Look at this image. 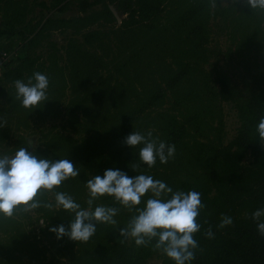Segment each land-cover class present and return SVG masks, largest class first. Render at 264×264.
<instances>
[{
  "label": "trees",
  "instance_id": "obj_1",
  "mask_svg": "<svg viewBox=\"0 0 264 264\" xmlns=\"http://www.w3.org/2000/svg\"><path fill=\"white\" fill-rule=\"evenodd\" d=\"M37 6L61 13L75 8L76 14L34 21ZM117 12L123 15L118 25ZM53 31H68L63 45L50 39ZM16 34H26L25 53L0 72V120L7 122L0 127V155L25 147L39 158L70 160L79 174L55 191L85 209L86 181L106 169L151 175L173 192L197 191L205 207L191 264H264V237L251 218L264 208V146L256 132L264 116V13L243 0H217L215 8L211 0H0V39ZM12 49L2 46L0 58ZM34 72L48 77L49 100L29 112L13 82H27ZM225 103L239 122L228 141ZM61 117L60 127L38 131L33 147L20 133ZM135 131L174 144L175 157L149 168L139 159L142 145L124 142ZM133 164L140 166L133 171ZM40 199L52 202L54 193ZM99 205L120 209L117 225L97 224L86 243L49 231L68 229L74 214L62 209L31 211L40 222L37 233L29 230V213L0 219V264H147L153 257L175 264L151 245L121 243L119 230L134 213L107 195L91 210ZM221 214L232 225L217 228ZM209 226L213 239L204 235Z\"/></svg>",
  "mask_w": 264,
  "mask_h": 264
},
{
  "label": "clouds",
  "instance_id": "obj_2",
  "mask_svg": "<svg viewBox=\"0 0 264 264\" xmlns=\"http://www.w3.org/2000/svg\"><path fill=\"white\" fill-rule=\"evenodd\" d=\"M252 11L264 13V0H243ZM217 6V0H211V7ZM16 99L23 108L31 112L48 99L49 79L45 74L34 72L27 82L15 80ZM6 120H0V127L6 126ZM258 139L264 146V116L256 126ZM125 144L130 147L142 145L139 159L149 168L157 159L165 164L175 157L174 144H167L153 138L151 131L142 134L131 132L125 137ZM133 164L132 170L139 168ZM79 169L68 159L50 160L39 158L27 148L21 147L13 155H0V219L10 220L17 213H29L39 207L62 209L74 214L68 229L64 225L50 228L60 239L67 236L70 240L86 243L96 232L97 224L117 225L114 217L120 211L117 207L99 205L92 209L94 201L107 195L130 213H134L127 225L119 230L121 243L127 240L136 247L152 246L175 264H191L199 249L194 234L200 231L197 222L200 210L205 207L201 194L197 191H175L161 180L151 175L139 174L129 176L119 169H106L103 176H93L86 181L88 189V208L64 192L55 191L64 181L75 178ZM44 193H54L52 202H43ZM151 193L143 208L138 207L142 198ZM264 208L257 209L251 218L257 222V230L264 237ZM207 223V221H205ZM230 216L221 214L217 228L232 225ZM205 237L214 238L211 226L205 231ZM154 241V243H153Z\"/></svg>",
  "mask_w": 264,
  "mask_h": 264
},
{
  "label": "rangeland",
  "instance_id": "obj_3",
  "mask_svg": "<svg viewBox=\"0 0 264 264\" xmlns=\"http://www.w3.org/2000/svg\"><path fill=\"white\" fill-rule=\"evenodd\" d=\"M43 1H46V3L48 4L50 0H43ZM229 1H231V0H225V3L229 2ZM72 14H76L75 8L69 9L67 12L61 13V12H59L53 8L42 9V7L37 6L33 12V18H35L34 19V21H35L39 18H46L48 16H53V17L66 16V17H68L69 15H72ZM117 15L119 18L123 17V15L118 13V12H117ZM118 24H119V20L117 22V25ZM68 36H69L68 31L65 33H61L60 31H53V32H51L50 39L57 42L59 44V46H61L65 43ZM23 38H26V34L23 35ZM23 38H21V36L17 35V34L13 35L11 37L1 38L0 39V51H1L2 46L9 45V46H11V48H13L9 52H15L16 51V53H18V54L20 53V55L23 56L25 53V45L24 44L26 42V40ZM218 44H219V46H221L223 48H225V46H226V42L223 38H220V42ZM12 57L15 58L14 55H12ZM9 60H10L9 58H6L5 60H2L0 58V72L6 68H9V67H12L15 65V62H11L7 66L4 65V63L9 61ZM2 64L5 66V68H4V66L2 67ZM223 110H224V119H225L226 141H228L235 134L236 129L239 125V122H238V119L236 116V110L232 107V105L230 103H225L223 105ZM64 122H65V118L61 117V118H58V119L53 120V121L44 122L43 124L34 127L33 131L32 130H22V131H20V133H23L27 136V139L29 140V145L31 147H33V146L37 145V141H35L34 139L36 137H38V131L40 129L46 128L52 124H55L57 127H60L62 124H64ZM66 132L70 133L68 130H66ZM15 140H16V137L11 139L9 142V146H14ZM16 151H14L9 156L13 155ZM249 159H250L249 157L246 158V161H248ZM29 215H31V218L33 220V226H31L29 228V230L33 229V233L34 232L37 233L39 225H40V222L36 221L37 215L33 212H29ZM159 263H160V258H158V257H153V258L149 259L147 262V264H159Z\"/></svg>",
  "mask_w": 264,
  "mask_h": 264
},
{
  "label": "built area",
  "instance_id": "obj_4",
  "mask_svg": "<svg viewBox=\"0 0 264 264\" xmlns=\"http://www.w3.org/2000/svg\"><path fill=\"white\" fill-rule=\"evenodd\" d=\"M12 55L16 56V52L7 53V52L4 51V52L1 53V59L2 60H5L6 58L11 59Z\"/></svg>",
  "mask_w": 264,
  "mask_h": 264
},
{
  "label": "water",
  "instance_id": "obj_5",
  "mask_svg": "<svg viewBox=\"0 0 264 264\" xmlns=\"http://www.w3.org/2000/svg\"><path fill=\"white\" fill-rule=\"evenodd\" d=\"M116 18H117V20H119V21H120V18L118 17V15L116 16Z\"/></svg>",
  "mask_w": 264,
  "mask_h": 264
}]
</instances>
